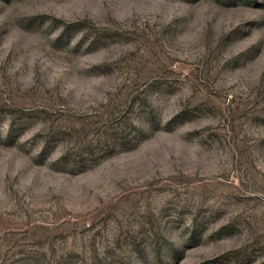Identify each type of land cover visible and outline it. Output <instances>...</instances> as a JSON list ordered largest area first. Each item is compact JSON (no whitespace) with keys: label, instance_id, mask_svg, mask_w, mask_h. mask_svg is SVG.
I'll return each instance as SVG.
<instances>
[{"label":"rangeland","instance_id":"rangeland-1","mask_svg":"<svg viewBox=\"0 0 264 264\" xmlns=\"http://www.w3.org/2000/svg\"><path fill=\"white\" fill-rule=\"evenodd\" d=\"M0 264H264V0H0Z\"/></svg>","mask_w":264,"mask_h":264}]
</instances>
